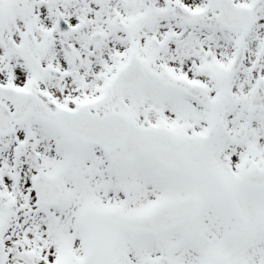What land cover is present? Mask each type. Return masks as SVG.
Here are the masks:
<instances>
[{"label":"snow or ice","instance_id":"obj_1","mask_svg":"<svg viewBox=\"0 0 264 264\" xmlns=\"http://www.w3.org/2000/svg\"><path fill=\"white\" fill-rule=\"evenodd\" d=\"M0 264H264V0H0Z\"/></svg>","mask_w":264,"mask_h":264}]
</instances>
